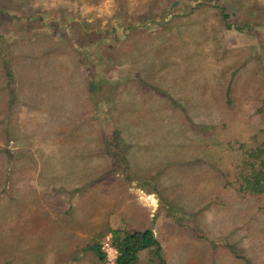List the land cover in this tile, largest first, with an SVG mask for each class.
<instances>
[{
  "label": "rangeland",
  "instance_id": "obj_1",
  "mask_svg": "<svg viewBox=\"0 0 264 264\" xmlns=\"http://www.w3.org/2000/svg\"><path fill=\"white\" fill-rule=\"evenodd\" d=\"M172 1L0 0V264H105L98 234L145 228L165 264H264V211L221 180L264 122V6Z\"/></svg>",
  "mask_w": 264,
  "mask_h": 264
},
{
  "label": "trees",
  "instance_id": "obj_2",
  "mask_svg": "<svg viewBox=\"0 0 264 264\" xmlns=\"http://www.w3.org/2000/svg\"><path fill=\"white\" fill-rule=\"evenodd\" d=\"M229 16L226 13H221V18L223 20V27L225 29H230L231 24L227 22ZM164 26V23H160ZM12 57H8L7 61L11 60ZM4 64V72L6 76L9 77V70L7 69L8 63L2 61ZM226 69L222 70L220 81H224V72ZM234 72V71H232ZM233 79L230 77L226 81V85L219 87L217 95H209L210 99L204 100V106L207 108L209 105H214L216 107H224L227 110L233 108L234 95H229L232 90ZM225 83V81H224ZM91 90V89H90ZM230 108V109H229ZM256 112L263 113L262 107H257ZM215 119H220V121L229 124L230 117L224 112L215 111ZM258 115V114H257ZM222 119V120H221ZM215 122H218L217 120ZM253 125V124H252ZM249 125V131L244 135V137L233 136L227 139V146L229 149H234L238 151L239 157L235 162L232 163L230 170L223 176L221 180L223 182V187H230L233 189L235 194L242 200L250 199L260 210L264 211V122L257 123L255 125ZM206 130H213L214 125H205ZM212 131V132H213ZM207 133H209L207 131ZM215 133V132H214ZM259 210V209H258ZM110 233L111 243L117 249V258L114 264H136L141 252L148 250L152 253L156 260V264H165L164 259L161 256L160 245L155 238L153 231L149 228L143 230L138 229H108ZM104 233L98 234V239L93 241L92 244L88 246L90 250L98 257L102 259L103 255L100 251L99 238H101Z\"/></svg>",
  "mask_w": 264,
  "mask_h": 264
},
{
  "label": "built area",
  "instance_id": "obj_3",
  "mask_svg": "<svg viewBox=\"0 0 264 264\" xmlns=\"http://www.w3.org/2000/svg\"><path fill=\"white\" fill-rule=\"evenodd\" d=\"M99 246L105 264H114L118 253L116 247L111 243L110 236L104 237Z\"/></svg>",
  "mask_w": 264,
  "mask_h": 264
},
{
  "label": "crops",
  "instance_id": "obj_4",
  "mask_svg": "<svg viewBox=\"0 0 264 264\" xmlns=\"http://www.w3.org/2000/svg\"><path fill=\"white\" fill-rule=\"evenodd\" d=\"M193 1H195V0H193ZM252 2L253 3H259L260 4V6L262 5V6H264V0H252ZM193 3H197V2H193ZM258 14H264V13H258ZM263 24H264V22H263ZM262 24V25H263Z\"/></svg>",
  "mask_w": 264,
  "mask_h": 264
},
{
  "label": "water",
  "instance_id": "obj_5",
  "mask_svg": "<svg viewBox=\"0 0 264 264\" xmlns=\"http://www.w3.org/2000/svg\"><path fill=\"white\" fill-rule=\"evenodd\" d=\"M204 1H208V0H204ZM177 2H178L177 0H174V1L171 2V5L174 6Z\"/></svg>",
  "mask_w": 264,
  "mask_h": 264
}]
</instances>
